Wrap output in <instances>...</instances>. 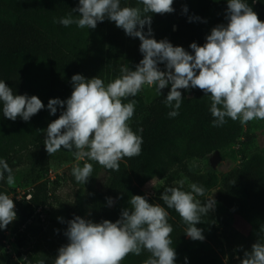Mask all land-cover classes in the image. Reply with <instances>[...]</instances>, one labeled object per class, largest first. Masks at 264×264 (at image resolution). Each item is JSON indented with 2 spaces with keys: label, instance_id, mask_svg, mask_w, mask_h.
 Segmentation results:
<instances>
[{
  "label": "trees",
  "instance_id": "1",
  "mask_svg": "<svg viewBox=\"0 0 264 264\" xmlns=\"http://www.w3.org/2000/svg\"><path fill=\"white\" fill-rule=\"evenodd\" d=\"M246 2L264 21V0ZM77 5L78 0H0V80L5 81L14 94L35 95L45 105L30 121L17 118L13 122L3 117L0 102V159L8 163L13 175L27 166L33 176L30 200L14 202L16 219L6 229H0V264H4L1 253L9 230L17 233L19 248L32 243L26 255L27 264H53L58 249L68 242L63 234L66 221L79 215L95 223L104 219L115 222L121 210L130 207L128 200L132 195L145 196L149 203L160 204L168 211L176 264H185V257L187 264H240L237 257L242 258L244 250H250L257 239L264 237V233L259 232L264 225V156H252L240 169L228 172L221 180L191 170L190 161L206 160L215 151L223 156L243 138V127L238 120L226 118L223 126H212L210 97L199 89L181 90L184 98L175 118L167 116L171 109L163 103L170 86L162 90V96L154 88L145 86L135 97L124 100V103L131 99L137 102L129 123L132 130L142 136L141 154L122 159L119 171L103 168L104 179L97 186L93 184L94 171L89 181L82 184L95 199L96 213L85 216L80 206L69 202L65 208V223L45 226L39 220L38 225L32 222L37 210L48 207L51 197L48 181L41 177V173L48 172L51 156L43 144L45 133L38 130H46L51 121L59 118L61 109L58 106L56 114L50 115L49 99L69 98L74 74L89 79L98 76L107 84L121 75L122 63L135 69L143 58L139 51L140 40L127 36L107 19L98 22L94 30L54 23L72 13ZM185 5L187 13L182 10ZM124 6L142 7L138 0H121V7ZM173 7L175 11L171 14L153 15V37L157 41L167 39L173 46H182L189 52L192 42L202 46L213 27L226 23L227 0H174ZM72 15L76 18L78 13ZM189 17L199 19L189 22ZM35 66H44L48 71V83L43 87L30 83L29 71ZM160 68L164 70V65ZM250 142L246 136L242 145L248 146ZM6 177L7 173L5 180H0V193L9 194ZM183 179L188 180L189 185L196 183L204 187V196L196 197L202 204L216 189L215 208L241 217L249 225L248 233L239 232L210 211L202 217V223L196 225L203 229L205 239L188 238L186 225L178 213L168 209L159 198L166 187H179L174 184ZM154 180L163 181V186L155 200H151L142 188ZM106 197L113 198L115 208L107 206ZM149 255L147 251L140 256L129 254L121 264H143Z\"/></svg>",
  "mask_w": 264,
  "mask_h": 264
},
{
  "label": "clouds",
  "instance_id": "2",
  "mask_svg": "<svg viewBox=\"0 0 264 264\" xmlns=\"http://www.w3.org/2000/svg\"><path fill=\"white\" fill-rule=\"evenodd\" d=\"M173 3L174 0H138L142 7H121V0H78L77 7L72 8V13H78L76 18L69 13L54 20L64 27L75 24L80 29L94 30L98 22L107 19L127 36L140 40L143 58L134 70L122 67L121 75L107 84L98 76L89 79L74 74L70 97L49 99L50 115L56 114L58 106L61 109L59 118L51 121L46 130H38L45 133L43 144L49 156L63 148L77 161H94L105 169L119 171L122 159L139 156L142 151V136L129 123L137 102L124 100L135 97L145 86L154 88L161 96L162 90L170 86L163 100L171 109L167 113L169 118L179 115L184 98L181 90L199 89L210 97L213 127L223 126L226 118L242 125L264 121V21L246 0H227V23L213 27L202 46L192 42L189 52L167 39L157 41L153 37V15L173 13ZM182 10L187 13V6ZM194 19L199 18L189 17V22ZM0 102L3 117L13 122L17 118L28 122L45 108L39 97L14 94L3 80ZM5 173L11 187L15 176L8 163L0 159V180H5ZM92 173L93 164L89 162L82 167L77 163L71 169L75 181L84 185ZM177 183L179 187H166L159 198L168 209L178 213L188 238L203 241V229L196 225L215 210L216 201L211 194L203 204L196 198L205 194L202 185L191 183L190 191H184L185 182ZM106 202L111 207L114 200L106 197ZM128 204L130 207L123 208L115 222L104 219L95 223L79 215L66 221L63 234L68 242L58 249L53 264H121L129 254L140 256L144 251L150 255L143 264H176L177 253L170 238L173 227L165 207L149 203L142 195H132ZM15 219L13 198L0 193V229H6ZM58 220L65 223L61 217ZM259 232L264 233V225ZM237 259L240 264H264V237ZM187 261L185 257V264Z\"/></svg>",
  "mask_w": 264,
  "mask_h": 264
},
{
  "label": "rangeland",
  "instance_id": "3",
  "mask_svg": "<svg viewBox=\"0 0 264 264\" xmlns=\"http://www.w3.org/2000/svg\"><path fill=\"white\" fill-rule=\"evenodd\" d=\"M227 23V21H226ZM225 23V24H226ZM175 29V28H174ZM209 33L206 34L209 35ZM128 67L125 63H122L119 68ZM134 70V69H133ZM30 83L36 86L43 87L48 83V71L44 66H35L29 71ZM243 127V138L237 140L227 151L221 156L220 162L213 169L210 165L209 158L206 160H192L188 163V166L194 172L203 176H215L218 180L227 174L228 172L236 169H240L248 159L254 155L264 156V121L253 120ZM251 139L248 146L242 145L245 137ZM89 162L93 164V171L96 174V179L93 181L94 185H98L104 179L103 167L94 161L81 160L77 161L74 155L61 149L50 157L48 172L46 174L41 173V177L48 181V187L51 190V197L48 207L36 211L34 215L33 223L38 225V220L41 224L49 226L52 223H61L58 217L66 220L65 208L69 202H75L80 206L85 213V216L96 213V203L94 197L83 187L81 183H77L71 174V169L74 165L79 163L82 167L83 163ZM15 184L11 187L8 186L9 196L13 198L14 202L26 200L27 195L31 190V183L33 176L27 166L22 167L16 173ZM185 182L183 189L189 188V181L183 179ZM174 185L179 186L176 182ZM163 186V181H151L147 183L143 188V193L151 200H155L158 190ZM216 190V189H215ZM210 195L207 196L209 198ZM113 208L116 204L113 203ZM215 216L220 217L226 222L232 224L239 232L247 234L249 231V225L241 217L229 213L226 210L218 211L214 210ZM18 235L17 233L9 230L6 233L5 249L1 253L4 259V264H18L16 259L21 260L22 255H28L31 250L32 243L25 245L23 248L17 246Z\"/></svg>",
  "mask_w": 264,
  "mask_h": 264
},
{
  "label": "water",
  "instance_id": "4",
  "mask_svg": "<svg viewBox=\"0 0 264 264\" xmlns=\"http://www.w3.org/2000/svg\"><path fill=\"white\" fill-rule=\"evenodd\" d=\"M220 160H221V156L219 151H215L213 155L209 158L211 167L214 169L216 165L220 162ZM211 197L214 200L216 199V190L211 191Z\"/></svg>",
  "mask_w": 264,
  "mask_h": 264
},
{
  "label": "built area",
  "instance_id": "5",
  "mask_svg": "<svg viewBox=\"0 0 264 264\" xmlns=\"http://www.w3.org/2000/svg\"><path fill=\"white\" fill-rule=\"evenodd\" d=\"M26 200H27V201L30 200V195H28V196L26 197ZM22 256H23V258H22L21 260L16 259L17 263H18V264H27V262H26V255H22Z\"/></svg>",
  "mask_w": 264,
  "mask_h": 264
}]
</instances>
